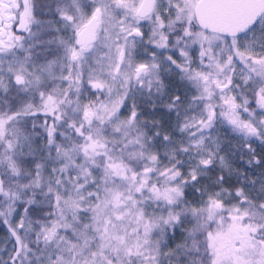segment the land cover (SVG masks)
<instances>
[{
    "label": "snow or ice",
    "instance_id": "snow-or-ice-1",
    "mask_svg": "<svg viewBox=\"0 0 264 264\" xmlns=\"http://www.w3.org/2000/svg\"><path fill=\"white\" fill-rule=\"evenodd\" d=\"M0 264H264V0H0Z\"/></svg>",
    "mask_w": 264,
    "mask_h": 264
}]
</instances>
